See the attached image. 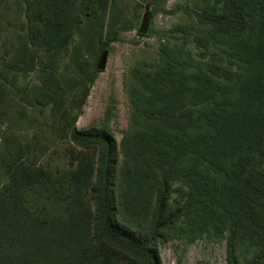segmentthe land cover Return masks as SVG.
Wrapping results in <instances>:
<instances>
[{
  "label": "rangeland",
  "instance_id": "1",
  "mask_svg": "<svg viewBox=\"0 0 264 264\" xmlns=\"http://www.w3.org/2000/svg\"><path fill=\"white\" fill-rule=\"evenodd\" d=\"M259 1L245 3L253 7ZM55 6L56 0H7L2 7L7 33L0 39V63L7 55L9 82L16 74L13 69L29 56L20 41L30 23L49 13L56 18V30H49L57 35L56 48L38 45L35 60L22 68L16 85L9 83L0 92V157L6 163L15 160L26 171L14 188L7 166L2 169L5 197L22 202L28 222L50 225L65 215L87 236L94 214L88 189L95 179V152L74 145L69 129L104 127L112 133L121 186L128 169H145L153 148L149 139L158 136L161 147L154 149H168L167 157L182 161L181 169H172L177 178L171 192L173 209L181 212L158 243L161 264H230V191L222 192L215 183L214 170L222 160L201 161L198 147L207 129L200 127L201 120L188 128L184 118L171 121L175 128H170V122L160 125L150 114L166 108L173 116H184L189 108L197 114L203 107L231 109L216 105L229 98L236 111L254 115L257 108L263 109L258 104L264 99V26L259 15L246 31L222 35L203 21L221 7V0H75V14H56ZM59 20L66 24L59 25ZM64 36L68 41H62ZM103 56L105 66L99 68ZM231 121L219 125L221 135ZM189 137L197 153L187 158L184 143ZM225 143L230 142L225 138ZM191 170L200 173L188 174ZM154 183L140 175L136 187L122 189L120 199L128 206L127 215L133 214L132 226L143 229L148 224L147 200L153 201L156 194ZM48 231L44 228L43 235ZM6 238L13 240L10 234ZM57 248L51 243L45 256H33V264H62ZM238 253L251 256L246 241H240ZM26 254L32 253L21 256Z\"/></svg>",
  "mask_w": 264,
  "mask_h": 264
},
{
  "label": "trees",
  "instance_id": "2",
  "mask_svg": "<svg viewBox=\"0 0 264 264\" xmlns=\"http://www.w3.org/2000/svg\"><path fill=\"white\" fill-rule=\"evenodd\" d=\"M6 1L0 0L1 40L5 39L7 33V20L2 16V7ZM26 1L31 4L32 1L41 0ZM256 5L250 7L245 0H221V7L215 9L203 21L213 26L217 33L230 35L246 31L251 20L255 23L258 14L263 27L264 0H260ZM55 9L56 14H75V0H56ZM35 23H30V31L22 35L20 45L29 56L27 59H21L25 61L13 69L16 74L11 82L8 76L10 67L7 55L1 59L0 92L5 91L9 83L16 85L22 68L35 60L38 45L46 50L56 48V31L49 30H56V18L49 13L41 14ZM58 24L64 26L66 22L59 20ZM62 41H68V36H64ZM162 101L166 107L167 99ZM225 101L216 105L231 106V109H226L225 106L217 109L203 107L199 110L200 114H197L189 108L184 116H173L172 111L166 108L159 115L152 112L150 116H157L160 125L170 122V128H175L171 121L178 119L184 118L188 128H193L197 120L202 121L200 127L206 128L207 131L202 136L204 142H199L198 149L203 152L201 161L212 164L213 159L222 160L219 162L221 165L214 170L215 183L221 184L222 192L228 189L230 191L227 197V201L230 200L231 221L228 261L230 264H264V99H259L258 103L263 109L257 108L254 115L240 109L236 111L230 98ZM230 118L232 121L227 125L224 135H221L219 125H226ZM242 119H246V122ZM68 138L74 145L95 152L91 165L95 169V179L88 189L94 203V214L89 226L91 233L84 236L80 230L82 227L71 219H66L65 215H60L56 222L50 225L47 221L41 222V225L34 221L28 222L22 202L16 197L6 198L5 190L0 189V258L5 261L0 264H8L7 259L10 264H19L22 253H32L21 257L26 264H33V256H45L51 243L58 247L56 254L62 264H161L158 243L166 239L164 232L175 225L181 212V208L173 209L171 192L173 181L177 178L172 169H181L182 161L178 157H167L168 149L155 150V147H161L162 139L157 136L154 140L151 137L149 142L153 148L144 162L145 169L141 172L128 169L126 176L121 175L126 185L123 182L121 186L117 140L107 128L79 129L73 125L69 129ZM225 138L229 140V145L225 143ZM195 144L194 138L189 137L184 143L183 155L189 158L197 153ZM6 160L5 157H0V177H4L1 172L7 166L6 171L10 173L12 180L10 187L17 188L21 184L20 178L26 175L25 168L15 160L7 163ZM195 173L200 172L191 170L188 174ZM140 175L155 181L153 187L156 190L153 201L147 200L149 219L143 229L137 224L131 225L129 218L133 214L127 215L128 206L120 199L122 189L136 187L137 177ZM122 210L124 215L121 218L119 213ZM44 228L45 232L46 228L49 229V233L44 234L45 237ZM9 234L13 236L12 242L6 238ZM48 236H52V239ZM43 237L47 239L42 243ZM242 240L246 241L248 249L252 250L250 257L238 253Z\"/></svg>",
  "mask_w": 264,
  "mask_h": 264
},
{
  "label": "water",
  "instance_id": "3",
  "mask_svg": "<svg viewBox=\"0 0 264 264\" xmlns=\"http://www.w3.org/2000/svg\"><path fill=\"white\" fill-rule=\"evenodd\" d=\"M147 27H148V20L146 19L142 28H141V31L145 32L147 30ZM105 62H106V58H105V56H103L98 67L103 68L105 66Z\"/></svg>",
  "mask_w": 264,
  "mask_h": 264
}]
</instances>
